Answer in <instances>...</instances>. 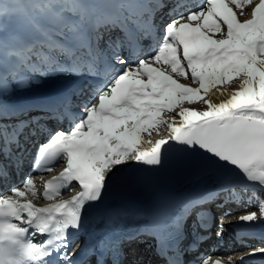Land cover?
I'll return each instance as SVG.
<instances>
[{"label":"snow or ice","instance_id":"6c2138e0","mask_svg":"<svg viewBox=\"0 0 264 264\" xmlns=\"http://www.w3.org/2000/svg\"><path fill=\"white\" fill-rule=\"evenodd\" d=\"M144 14L150 15L151 9L141 0H0V96L23 88L24 73L79 74L83 69L95 73L97 53L90 32L101 24L113 25L118 19L123 23ZM113 60L122 65L120 71L82 104L80 117L68 129L49 134L36 157L37 168L41 160L66 158L67 166L59 176L43 182L45 198L59 196L73 181L81 190L45 207L21 199L26 192L36 197L31 177L24 179L22 187L11 188L10 194L0 193V264H50L47 258L52 252L72 264L75 252L69 247L67 230L81 229L87 208L102 201L114 168L126 161L161 165L162 146L166 151L170 142L202 152L264 189V0H203L195 10L177 12L164 23L161 39L143 58L129 61L113 53ZM189 78L191 84L180 82ZM217 95L222 99L217 101ZM184 102H202L206 108H187ZM35 108L55 111L51 104L0 101L4 167L19 170L23 163L22 155L10 145L23 151L17 137L37 118L21 117ZM177 108L179 123L175 116L164 115ZM161 124H168L169 135L150 149L142 148L143 134L159 133ZM242 187L246 190L249 185ZM212 195L186 200L181 206L187 211ZM258 208L259 217L248 212L236 222H264V199ZM127 214L120 210L108 215ZM166 215L163 205L160 223ZM38 234L46 237L43 242L36 240ZM97 252L94 264H124L116 242H98ZM161 253L166 255L164 249ZM254 255L264 256V247L241 253L240 264ZM200 260L201 264H222L220 258L201 256ZM167 264H180L179 257ZM225 264L235 260L229 256Z\"/></svg>","mask_w":264,"mask_h":264},{"label":"bare ground","instance_id":"6f19581e","mask_svg":"<svg viewBox=\"0 0 264 264\" xmlns=\"http://www.w3.org/2000/svg\"><path fill=\"white\" fill-rule=\"evenodd\" d=\"M182 3H183V1H180V4H182ZM186 3L187 2L185 1L183 4H186ZM159 4L160 5H158L157 8H159V6H160V8H163L165 10H169L170 11V10L174 9V7H177V4H179V1L178 0H165L163 3H159ZM234 10H235V6H234ZM245 10L246 11H249V9H247V8ZM125 16H126L125 13H123V17L124 18H126ZM123 21H127V20H124L123 19ZM136 24L138 25L139 28H141V30H143V27L144 26L142 25V21L141 20H137V23ZM121 25H122L121 20L118 19L117 22L115 24H113V25L101 24L98 27H100L101 30H104V31H101V32H105V31L112 32V31H116V30L119 29L118 31H119V35L120 36L118 37V42H123V41H126L127 42L128 40H124V38L122 37V35L124 34V32H123V29L122 28L120 29V26ZM93 33H94V30H92L90 32V43H91L92 46H93L92 37H94V34ZM95 34L96 35L97 34L100 35V31H95ZM139 37L144 38L145 36L142 37V35H139ZM145 42H147V39L142 41V43H145ZM93 48H94V50H95L96 53L97 52L100 53V51L102 50V49H100L98 47L95 48L94 46H93ZM148 48L151 49V47H148ZM122 50H123V53H122V58H123V55H125L127 52L124 51V49H122ZM99 53L97 54L96 59L99 57ZM131 60H133V59H130L129 61H131ZM96 65L97 64L95 62L94 66L96 67ZM101 65H102V63H101ZM121 67H122V65H120V64H118L116 62L113 63V66H110L112 72H116V73H118L120 71ZM87 72H88L87 69H83L79 74H64V75H62L59 72L53 71L50 74H46L42 78L43 80L41 79L42 81H37V82H35V83L31 84V85H25V88L22 91H20L18 94L15 93V94H12L10 96H15L16 97V94H17V95H19L18 97H20L23 93H26V92H28L30 90H33V89H36V88L48 86V85L53 86L57 92L59 90L60 91H62V90L71 91V90H73V87H74V85L77 82H84L85 81V78L87 77V74H86ZM100 75L101 74L93 75V77L97 78ZM93 77H89V78H93ZM34 79H35V77H34ZM185 81H187V80H183L182 79L180 82L181 83H185ZM91 88L92 89H95V87H93V86H91ZM231 90L232 89H230L229 91H231ZM36 96H39V95H36ZM15 97L14 98H10L9 97L10 98L9 100H12L14 102V104L17 103L16 101L13 100V99H15ZM214 98L217 99V101L219 99H222V97H219L218 95L216 97H214ZM185 103H188V105L185 106ZM184 107L194 108V105L193 104H189V102H184ZM205 108H206V106L203 103L198 104L197 107H196L197 110H205ZM178 111H179V109H175L174 110L175 113H177ZM36 113L37 112L34 113L33 111L32 112H29L26 117H21V119H29V118H32V117L40 118L39 117V114L38 115H35ZM42 120H44V119H42ZM175 120H176L177 123H179L180 117L178 115H176ZM49 121H51V119H49L48 122ZM169 123H172V121L169 120ZM33 126H35V125H33ZM25 131L29 132V129L26 128ZM23 133H24V131H23ZM168 135H169L168 124H166V127H164V128H163L162 125H160L159 126V133L157 132L155 135H152V136H148V135L145 136V135H143L144 143L142 144V148H144V149H150L157 140H160L161 138L167 137ZM20 137L22 139V136H20ZM149 140L152 141L151 144L147 142ZM22 144H24V140H23V143H21V146H22ZM173 145H174V142L169 143L166 146V151L171 146H173ZM11 150L13 152H16L17 154L21 155V152L16 149L15 145L11 147ZM166 151H164V146H162V154H164ZM2 157L5 160V163L7 164V160H6L5 156L2 155ZM131 162H134V161H131ZM6 164H4V165H6ZM134 164H136V162H134ZM8 166L9 167H12L11 165H8ZM156 167L157 166H150V168H156ZM214 172L215 171H211V172H207V171L200 172V170H196V171H192V172L188 173V178H190V176H193V177H197V178H207L208 179V177H214V175H213ZM219 176L220 177H227V178H230L231 180H235V179L237 180L238 178H240V180L243 181L244 183L253 184V185L259 186L256 182H251V181L244 180V178L241 175H239V173H237L236 170H234L232 168H226V170H224L222 172H219ZM2 178H3V174H0V179H2ZM188 178L182 177L183 180L180 183H178L176 185L172 184L169 187H163V189H161V191H163L168 196V198L173 199L174 202H176V199H178V195H179L178 193L186 185V183L189 181ZM209 180H210V178H209ZM262 190H264V189H262ZM187 192L188 191H185L184 193H187ZM184 195L186 196V194H184ZM243 195L244 194L242 193V196ZM209 201H211V200H209ZM202 205L203 206H206L204 203H202L201 205H198L197 207H201ZM137 218H138V220H135L134 219L135 222H138L139 220L142 219L141 214H139L137 216ZM131 242L133 243L132 246L137 250V252H135V253H138V251L142 249L143 243L140 242V241H137V239L136 240H132ZM214 253L215 252H212L209 255L213 256Z\"/></svg>","mask_w":264,"mask_h":264},{"label":"rangeland","instance_id":"374dc122","mask_svg":"<svg viewBox=\"0 0 264 264\" xmlns=\"http://www.w3.org/2000/svg\"><path fill=\"white\" fill-rule=\"evenodd\" d=\"M12 25H9V29L11 30L12 29ZM104 36H105V38L108 36L107 34H104ZM64 74V73H63ZM24 75L26 76V78H27V83H26V85H30V83H35V82H37L38 80H40L41 81V78H43L45 75H42L40 72H34V73H24ZM34 77H37L36 79H34ZM37 80V81H36ZM185 83L186 84H191L192 82H191V79L189 78V79H187V81H185ZM192 86H196V85H192ZM13 87H15V86H13ZM234 87V86H233ZM25 88V86L23 87V89ZM23 89H18V90H15L14 91V93H12V94H15V93H19L20 91H22ZM230 89H232L231 87H229V90ZM11 94V95H12ZM8 96H10V95H8ZM202 102H192V103H189V104H193L194 105V109H196V107H197V105L198 104H201ZM188 105V103H185V106H187ZM178 109V108H177ZM166 117L168 116V115H172V116H175L176 117V113L173 111L172 113H165L164 114ZM162 126H163V128L164 127H166V124H161ZM157 133V131H155V130H153L152 132H151V135L150 136H152V135H155Z\"/></svg>","mask_w":264,"mask_h":264}]
</instances>
